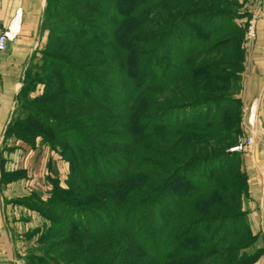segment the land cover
<instances>
[{
	"label": "trees",
	"instance_id": "obj_1",
	"mask_svg": "<svg viewBox=\"0 0 264 264\" xmlns=\"http://www.w3.org/2000/svg\"><path fill=\"white\" fill-rule=\"evenodd\" d=\"M57 1L47 0L44 31L52 5L51 17L60 20L51 23L45 45L26 70L4 140L10 134L17 140L42 137L66 147L71 198L59 203L72 232L66 244L84 235L101 239L99 247L83 243L79 255L70 251L67 262L255 263L261 251L242 208V196L249 199L248 177L242 154L228 151L243 135L242 86L236 85L238 76L218 69L242 63L243 57L205 59L217 52L214 45L203 50L214 36L209 23L186 42L171 40L184 22L211 16L196 9L177 14L179 0H66V10ZM168 38L170 53L163 58ZM38 54L41 63L30 82L40 80L44 88L29 99ZM210 106L215 110L173 120ZM224 161L232 163L220 165ZM197 164L216 167L203 177L186 175L174 190L185 170ZM5 174L2 161L7 181ZM249 248L257 253L252 259L239 254Z\"/></svg>",
	"mask_w": 264,
	"mask_h": 264
},
{
	"label": "rangeland",
	"instance_id": "obj_2",
	"mask_svg": "<svg viewBox=\"0 0 264 264\" xmlns=\"http://www.w3.org/2000/svg\"><path fill=\"white\" fill-rule=\"evenodd\" d=\"M187 1L188 0H179V3L174 6L179 7L177 14L185 12V10L190 9V11H193L196 9V11L205 13L203 16H211L209 19L206 18L208 19L206 22L203 20H197V22L196 20L184 22L178 27L176 32L172 34L171 40L179 39L180 41L183 40L186 42L193 31H195L194 35L198 36L201 33H204V31L207 30L206 23H209V27L214 31V36L211 38L210 44L208 42L207 44L209 45L206 44L207 46L203 47V50L214 45L217 52L216 55L205 56V59L218 57L223 61L230 55L238 58L239 56H242V63L238 62L231 64L233 65L231 68L222 67L218 69H220L223 73H230L231 75L234 74L238 76L239 78L236 79V85H241L243 87V75L247 70L248 59L253 45V40L255 38L254 36L259 29L258 21L262 17L261 14L264 7V0H195L194 2L192 1V3H188ZM57 3L62 4L64 6V10H66V0H58ZM170 6L173 7L171 3ZM168 7L169 6H167V4L161 6L160 12H167ZM53 11L54 8L52 5L49 13L51 19L47 18L45 21V26L47 27L46 41L51 26H54V24L51 25V23L60 20L59 18L51 17ZM70 13L76 17L79 15L77 14L78 12H75V10H70ZM167 14L165 16L168 17L169 15ZM112 21L114 20L111 19L109 22ZM198 22L203 24H199ZM49 25L50 28H48ZM164 47L165 50L161 54L163 58L168 56V53H170L169 47H171V45L169 38L167 42H165ZM215 49H213L212 52H214ZM41 57L42 54H38L32 64L35 67L30 74V79L28 80L30 90L27 95L29 99L43 93L44 85L40 80L37 82L35 81L34 84L30 82L31 79L36 76V69L41 63ZM199 61H202V59H199ZM59 66L62 68L66 67V58L59 63ZM114 75L115 74H112V76H110L111 79H116L114 78ZM106 81L107 82L105 83L109 84L110 80ZM232 81L234 82L235 79ZM98 83L100 84L99 81ZM106 89H108V91H112L113 93L119 92V89L115 88L106 87ZM241 92L238 95L239 98ZM20 102L23 103L24 99L21 98ZM215 108L216 106L201 107V110H196L194 112L189 111L185 115L177 114L173 117V120L179 117L201 115L208 110L213 111ZM244 111L246 112V108ZM61 129L65 134L69 131L66 130V124H63ZM242 132L243 135L241 140L232 147L244 142L245 135L243 126ZM25 140H17L13 138L12 134H10L8 138L2 142V147L6 154L2 160L6 168L4 178L7 181L19 180L21 184L20 186H10L6 190L7 196L16 197L20 201L26 202V205H17L16 208V215L20 226L22 227L21 229L24 241H26L24 261L28 259L31 264L34 262L39 264H69L67 260L70 258L68 257V253L70 251L79 255L80 252H76L79 247H84V244L87 243H92L99 247L98 244L101 239L99 237L84 235V237L76 239L74 244L71 246L66 244V239L72 236V232H70L71 227L68 224L67 210L65 212V208L62 204H59L66 202V200L70 201L69 199L71 198L69 196L70 194H66V191L70 188L68 180L70 162L66 160V155L62 152V150L65 151L66 147H60V145L54 146V144L52 145L50 141L46 142L42 137L25 138ZM17 143H20V145ZM232 147H230L228 151H230ZM247 152L248 150L245 154ZM231 163L232 162L224 161L220 165L226 166ZM215 167L216 165L197 164L186 169L184 178H181L173 189L178 190V188H181L185 182L184 179L186 175L187 177H192L193 175L203 177V173H210V170L215 169ZM207 177L208 179L210 178L206 175V178ZM77 183L83 184L84 182L78 180ZM247 206L248 198H244L242 196V208L245 210ZM76 214L82 215L80 212H76ZM89 215L90 214L87 213V216ZM96 215L98 214L96 213ZM155 235L156 234L153 233L154 237ZM114 238V240H116L117 236H114ZM108 248L109 246L105 247V249ZM97 249L99 251V248ZM239 254L252 259L257 253L254 248H249L240 251ZM28 257L32 258L29 259Z\"/></svg>",
	"mask_w": 264,
	"mask_h": 264
},
{
	"label": "crops",
	"instance_id": "obj_3",
	"mask_svg": "<svg viewBox=\"0 0 264 264\" xmlns=\"http://www.w3.org/2000/svg\"><path fill=\"white\" fill-rule=\"evenodd\" d=\"M46 5L47 0H2L0 9V34L8 39L5 49L0 50V264H25L26 241L16 215L17 205L22 203L6 193L10 186L21 184L19 180H2V160L6 156L2 142L26 70L46 41L43 29ZM261 16L240 95L243 143L248 150L241 153L249 187L246 221L261 251L255 264H264V7Z\"/></svg>",
	"mask_w": 264,
	"mask_h": 264
},
{
	"label": "built area",
	"instance_id": "obj_4",
	"mask_svg": "<svg viewBox=\"0 0 264 264\" xmlns=\"http://www.w3.org/2000/svg\"><path fill=\"white\" fill-rule=\"evenodd\" d=\"M2 6V0H0V9ZM7 37L5 34H0V50L5 49L7 45ZM247 150V147L244 143H240L230 149V152H245Z\"/></svg>",
	"mask_w": 264,
	"mask_h": 264
}]
</instances>
